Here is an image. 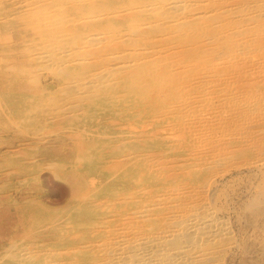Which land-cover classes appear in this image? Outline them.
I'll return each mask as SVG.
<instances>
[{"label":"rangeland","instance_id":"rangeland-1","mask_svg":"<svg viewBox=\"0 0 264 264\" xmlns=\"http://www.w3.org/2000/svg\"><path fill=\"white\" fill-rule=\"evenodd\" d=\"M217 1L220 2L219 0ZM227 1L229 2L227 3L228 5H230V3L234 4H231V11L229 10L224 13L225 17L223 20L220 18L217 19V17L213 18V16L210 15L204 19L206 24H210L212 28H217L219 33L212 35L207 33L206 29L204 33H201L197 38L199 46L194 47L195 44H193V48L190 47L192 49L188 50L189 47L187 48L185 44H189L187 42L189 40H184L185 43L183 45V43H180L179 40L176 39H173L174 41L170 39H168L169 41L163 40V46H161L162 44L158 45L162 48L157 46L156 52H159L155 53L154 56L157 58L160 56V58L157 59L158 63L161 59L167 58V61L171 59L172 63H170V65H173H169V69L166 66L167 61L165 59L160 61L161 63L159 65L165 64V67H158L161 72L167 70L164 72L165 75L162 73V79H164L163 77H174V73L177 74L178 81L176 84V76L173 79L170 78V82L173 80L172 83L175 85L172 83L169 84L168 81L170 79H164L167 82L165 81L166 87H164L163 96H168L170 93H172L171 96H173H168L169 99L171 98L169 101L166 98V100L164 99L160 102V98L158 100L155 96L152 98L153 100L147 98L150 99L149 101L156 100L154 104L151 103L152 101L148 104L147 100L143 102L142 105L145 109L142 108L143 106L138 107L139 109H136V113L134 112L135 116L138 117L133 116V121L129 123L120 121L119 118H113L111 121L108 119L107 121L106 118L109 116H105L106 118L101 119L100 117H98L99 119L95 117L93 122L95 127L90 128L91 131H82L86 128L85 125L74 127L77 129L75 132L67 130L68 128H56V126L52 124L57 122L60 119L59 117L45 118V116L38 113L35 115L34 127L31 125L32 128L28 127L29 129L27 128L24 130L25 132L27 131V134L25 132L18 133L21 129H19V127H13L9 130H0V153H5L7 150H10L12 153L13 151L19 153L20 150L21 152L24 150V155L19 156V159L5 158V161L11 162L14 160L15 163L11 162L14 165H5V167H2V170L0 168V182H2L0 183V185H2L0 187V194H2L0 195V264H4V262L6 264L7 261H5L4 258H7L8 253L10 255L16 253L25 260H40L39 264H59L60 261H65L66 259L71 262L72 259L69 258V255L72 254L71 257H73L74 253L70 247L73 248L75 246V248H78L83 244L77 240V234L83 232L84 238L94 241L92 244L95 247L98 246L97 242L101 243L103 241L104 238H100V232L102 229L106 231L111 228V226H106V221H111V218L112 220L115 219L113 215L118 217V212L115 214V212H112L110 209L117 206V202L120 200L119 197H116L117 201L116 199L106 201L104 198L106 197L104 196L105 194L98 196L101 198L99 199L102 200L101 202L98 199V201L103 204L102 207L106 204L107 206L102 209L101 205H98L102 213L96 214L95 219L93 216L91 222H88L91 216L89 215L87 224L80 226L81 229L77 227L79 231L77 228H74L71 218L66 219L65 216H60L58 213H61L63 210L67 211L71 202L75 201L72 196L76 195V199V197L86 196L87 193L90 195L89 189H97L101 185H109V182L107 183L106 180L103 181L96 176L86 177L83 181L79 182L80 179L76 177L77 174H70L69 171H64L57 166V163L63 161L59 160L61 158L56 160L52 157V154L40 153V151H42V146L43 149L44 146H51L54 150L60 151V154H63V152L68 153L72 151L73 147L79 148L84 145L86 140L90 139L98 141L99 146L98 149L91 150L96 154H100L101 150L106 151L107 155L105 159H113L114 157V159H116L122 152L131 149V142L132 145L136 143V146L142 145L143 149L140 150V153L142 151L143 156H145L143 159L150 157L149 155L152 154V159H145L146 163L149 162L147 164L144 163L146 166H151V168L145 165L143 168L141 167V170L144 171L143 173L141 171V173L145 174L146 177L140 179L136 187L145 188L146 186H151L155 191L157 190L153 198L155 197L156 201L159 200V203H161V207L159 205L161 211L160 215L163 212L164 214H162L165 216L171 207H177L179 209L176 212L172 211L171 216L173 212H175L171 217L172 220H174V216L176 220L181 217L178 215H187L186 219L189 221L190 231L188 230L189 233L187 232V234L182 237L188 240L186 241L188 242L187 248L190 250L189 252L193 254L191 255L193 257L194 255L195 257L198 256L197 258L203 261L201 264H264V0ZM248 2H250V4H248ZM239 5H241V7ZM230 16H233L235 19ZM116 38L117 36H114L113 39V37L109 35L104 41L100 43L97 41L98 43L94 46L99 48L107 41L112 40L111 42H114ZM161 39L162 37L160 36L153 37V40L161 41ZM177 41L182 46L178 45ZM216 42H219V44H217L220 46L216 47V45H214ZM191 45L189 44V46ZM180 46H185L186 48L181 50ZM212 47L215 50H212ZM180 50L182 53L183 51L188 53V55L185 53L182 54ZM191 51L193 52L191 53ZM195 53L197 55H195ZM189 54L193 58L198 57L199 60L197 61V59L189 57ZM181 55L188 56V60L191 59L186 61V58H184L186 56L181 57ZM17 57L18 54H16V52H11L9 57H4V59L7 60L3 62L8 63L11 58L15 60ZM177 58H179L178 60L181 62L185 60L187 64L185 62L179 63L180 61L178 62V60H176ZM234 61L235 63H233ZM189 64L192 66L195 65V67ZM187 65L191 66L189 68L192 70L187 69ZM185 66L187 68H185ZM183 67L185 68L184 72ZM168 69L173 74L170 73V75ZM89 73L90 71H85L84 76ZM38 74L41 84H44V82L55 84L56 79L49 69H43V71L40 69ZM46 80L48 82H46ZM168 84L169 86L173 85V87H169V89L171 88L170 90L173 89V92L167 89ZM3 88L13 96V92L17 91L16 86L11 82H5ZM165 89L170 92L165 91ZM70 92L74 93L76 91L70 89ZM61 94L62 93L59 91L55 93V97L58 98V104L57 101L51 102L46 104L44 108H53L54 106V109L57 110L70 106L67 108V110H69L73 105V103H70L72 100L68 96ZM69 94L70 93H68V95ZM164 101H168L169 103L167 102L165 104ZM2 102L4 103L6 100L2 98ZM163 102L165 105L163 104L162 106L161 103ZM61 104L65 106L62 105V107H60ZM57 106L59 107L55 108ZM153 106L155 108H153ZM158 106L162 109L158 110ZM142 109H144V111H142ZM139 110L142 111L141 117L139 113L137 114ZM154 110L156 112H154ZM151 112L154 114L152 113L153 115H151ZM60 116H66V114ZM112 129L116 131H112ZM122 129H124V131H121ZM93 132L95 133L93 134ZM119 132L123 133L120 134ZM138 132H142L141 135ZM81 133L83 134L81 135ZM111 133L114 134L112 135L114 138L110 137L111 139L107 141L108 144L107 142L106 144L105 142L103 144L99 143V141H106L108 135ZM129 134L140 136L142 141H140V137L136 139L135 136L130 139L131 137H128L130 136ZM86 135L89 136L86 137ZM142 135L143 137L146 135L148 137H144L143 139ZM156 135L159 138H156ZM126 137L128 139H126ZM149 137L150 139H146L148 142V145H146L148 149L140 142H143L145 138ZM121 140L124 142L122 143ZM157 141L159 143H156ZM115 142L116 144L120 143L117 144L120 146L127 142L130 144L127 143L128 145L126 144V147L119 146V150L118 146L114 144ZM150 142L155 143L150 144ZM166 142L169 146L165 145ZM71 144L73 145L71 146ZM112 145L113 147L115 146L114 149H112L113 147L110 148ZM28 146H31V148ZM164 149L170 150L164 151ZM17 150L19 152H17ZM31 150L33 151L31 152ZM146 151L149 153L147 154ZM145 153L146 155H144ZM73 154L74 153L70 155L72 157H69L68 161L71 159L74 160L75 156L73 157ZM152 160L154 163H151ZM155 163L156 165H154ZM18 164H20V166ZM160 164L161 170L164 173H162V175L161 173L157 175V173L155 174L156 169L157 172H161L159 169ZM12 165L15 169L20 170L21 174L4 175V173H6L5 169H7V171L12 169ZM142 165L141 162L140 166ZM168 167L170 171L168 170L167 172L166 170ZM147 168L152 170H149L147 173ZM171 170H173V176L175 177L172 176V173L169 175L170 172H172ZM69 174L74 178L72 177V179H70L71 176L68 178ZM166 175L168 176L167 178L165 177ZM148 176H156V178L154 177L153 179ZM163 177L165 179L161 181ZM168 182L170 185H168ZM77 184L78 189L76 188ZM168 186L176 188L177 197L173 195V199L170 198L169 200L161 196L162 191L160 188L162 187L163 189V187L167 188ZM130 187L131 185L129 188ZM72 189H77V194L75 193L76 190L73 192L71 191ZM132 193H129V195L125 197L126 200L129 199V203L132 202V198H134V201L136 198L139 203H141V200L142 202H146L152 198V196H150L151 198L148 197L149 199L147 198L146 200V191L144 193L145 197L141 194L136 195L134 193L135 195H133ZM157 194L161 197L159 198ZM24 198H26V200ZM23 199L25 201H31L34 204H29L28 210L31 208V211L24 210V220L20 218L24 223L18 221L19 218L17 219L15 208V206L19 204L23 205L25 202ZM134 201L133 203H135ZM34 202L39 204H35ZM112 202L113 206H110ZM127 204L128 202L126 201L125 206ZM168 206L170 207L168 208ZM62 207L65 208L63 209ZM166 207L169 209L168 211ZM59 208H62V210ZM177 208H174V210ZM25 209H27V207ZM33 209L35 210L34 212H32ZM49 211V217H47ZM25 213L26 215H24ZM33 213L37 216L35 217ZM120 215L122 218L124 216L126 217L125 213H121ZM193 216H197V220L200 218L203 221L199 224L197 229L195 225L193 226ZM32 217L35 218V220H33ZM209 217L211 219L213 218L214 225L209 224ZM42 218H46V220H42ZM47 218L49 219L47 220ZM191 218L193 221L190 220ZM29 220H32V225L28 226L26 224H28V222L30 223ZM197 220H195V222ZM93 221H95V223ZM99 221H101V223H99ZM116 221L118 220L116 219L115 222ZM96 222L100 226L102 225L100 227L101 229L98 228L99 225H94ZM89 223H91V225H89ZM91 227H96L98 230L96 229V232L91 231V234ZM92 230H94V228ZM87 231L90 232L91 237ZM65 238H69V241H63ZM57 239H61V241L57 243ZM77 243L79 245L78 247H76ZM65 247L67 250L69 248L70 252L72 251L71 254L66 249H63ZM50 260L52 261L50 262Z\"/></svg>","mask_w":264,"mask_h":264},{"label":"bare ground","instance_id":"bare-ground-1","mask_svg":"<svg viewBox=\"0 0 264 264\" xmlns=\"http://www.w3.org/2000/svg\"><path fill=\"white\" fill-rule=\"evenodd\" d=\"M219 1L220 2H218L217 0H0V51H1L0 52V130H9L12 129L13 127L14 128L19 127V129L20 128L21 129L20 131L18 130L19 131L18 133L25 132L24 130H26L28 127L30 128H32V126L34 127L35 115L38 113L45 116V118L59 117L60 119L52 124L56 126V128H68L67 130H70L71 132L72 131L75 132L77 129H75L74 127H81L85 125L86 128H84L82 131H91L90 128L95 127V125H93L95 117H97V119H99L98 117H100L101 119L109 116L108 118H106L107 121L108 119L109 121H111L113 118H119L120 121L129 123L133 121V116L138 117L135 116L136 109H139L138 107H142L143 102H145L146 100L148 101L149 104L153 100L152 98H154L155 96L156 98H158V100L160 98V102L161 100L164 99L166 100V98L169 101L171 98L169 99L168 96H171L172 93H170L168 96L166 95L167 96L166 97L163 96V90L164 87H166L165 86L167 82L166 80H169L170 78L173 79L175 76H176L175 77L176 78L175 84H176V82L178 81L177 74L174 73L175 74L174 77H170V76L163 77L164 79L168 78L166 80L162 79L161 76L162 73H164L167 70L164 69L165 71L161 72L160 68H158V67H165V64L159 65L161 63L160 61L164 60L165 58L161 57L164 59H161L158 63L157 59L160 58V56H158V58L154 56L155 53L159 52V51L156 52L157 46L159 44H162L161 46H163L164 43H162V41L163 40L166 41L168 39L179 40V42L183 43V45L185 43L184 40L186 41L189 40L187 42L190 45L191 44L192 45L191 46H189V44H185V45H187L186 47L187 48L189 47L188 50H190L193 48L192 47L193 44H195L194 47L199 46L197 43L198 42L197 38L201 35V33H204L206 29H207L206 32L212 35L219 33L217 28H212L210 24H206V22L204 21V19L208 15L213 16V18L217 17V19L220 18L221 20H223L225 17L224 13L228 12L232 8L231 4H234V3H230V5H228L227 3L229 2L227 0H223V1L219 0ZM248 4H250V2H248ZM239 6L241 7V5ZM109 35L113 37V39L114 36H117L116 40L114 42H111L112 40L107 41L104 45H102L99 48L94 46L98 43L97 41H99L100 43L101 41L107 39ZM154 36L162 37L161 41L153 40ZM179 42L177 41L178 45H181L179 44ZM217 43L219 44V42H216L214 43V45H216V47L220 46ZM181 46H180L181 50L183 48H186L185 46L184 47ZM212 50L215 49L213 48ZM11 52L12 53L16 52V54H18V57L15 60L11 58L10 62L4 63L7 60L4 59V57L5 56L9 57ZM192 52L193 51H191V53ZM184 53L185 52L183 51L182 54ZM185 54L188 55V53ZM195 55L197 54L195 53ZM184 56L186 55L183 56L181 55V57ZM189 57H191L190 54ZM189 57L186 56L184 58H186L185 59L186 61H189L191 58H193L191 57L188 60ZM178 59L179 58H177L176 60ZM193 59H197V61L199 60L198 57ZM165 60L167 61L168 59L166 58ZM185 60L182 62L186 63ZM179 61L180 60H178V62ZM182 62L180 61L179 63ZM170 63H172L171 59L170 61L166 62L167 64L166 66L168 68L170 66H173L170 65ZM233 63H235V61ZM189 65H187L188 68L186 66L185 68L192 70L191 68H189L192 65L191 66ZM192 67H195V65H193ZM185 68L183 67V72ZM40 69L42 71L43 69H49L51 73H53V77L56 79L55 84L45 83L44 80H43L44 84H41L40 83L41 80L39 79L40 77L38 74V71ZM85 71H90V73L84 76ZM168 73L170 74L172 72L169 70ZM163 75H165V73ZM171 79L168 81L169 84L173 82V80L172 82H170ZM5 82H11L14 86H16L17 91L13 92L14 96L3 88ZM46 82L48 81L46 80ZM169 84L167 85L168 86L167 89H169L170 86L173 87V85L169 86ZM70 89L76 92L72 93L70 92ZM58 91L62 93L61 95H66L69 98H71L72 102L70 103H73L72 107L69 110H67V108H69L70 106H68L67 108H61L57 110L54 109V106L53 108L48 107L45 109L44 106L46 104L57 101L58 98L55 97V93H57ZM165 91L167 90L165 89ZM68 93L70 94L68 95ZM2 98L5 99L6 102L3 103ZM147 98H150L152 100L149 101L150 99ZM155 100L152 101L151 103L154 104ZM164 102L161 103L162 106ZM167 102H165V104ZM62 105L63 104H61L60 107H62ZM160 106L157 107L158 110L160 109L159 108ZM58 107L59 106L55 108ZM142 108L145 109L144 106ZM153 108L155 107L153 106ZM144 109H142V111H144ZM155 110L154 112H156ZM142 111L140 110L137 111V114L139 113L140 117L142 116L141 114ZM152 113L153 112H151V115L154 114ZM62 114H66V116L61 117L60 115ZM112 131H116V130L112 129ZM121 131H124V129H122ZM94 133L95 132H93V134ZM119 133L121 134L123 132H119ZM141 133L139 134L141 135ZM82 134L83 133H81V135ZM134 134L132 135L129 134L130 136L128 137H131L130 139H132V137L135 136ZM112 135L114 134L111 133L110 135H108L106 141L104 140L99 141V143L103 144L105 142L106 144V142L111 139L110 137H112ZM87 136L89 135H86V137ZM137 137L140 136L136 135L135 138L138 139ZM144 137H148V136L146 135ZM156 138L159 137L157 136ZM126 139L128 138L126 137ZM139 139L140 141H142L141 137ZM146 139H150V137L145 138V140H143V142L140 143H142L145 146L148 145ZM151 139L153 140L152 137ZM121 142L123 143L124 141L121 140ZM159 142L157 141L156 143ZM167 142L165 145L168 144ZM127 143H124L123 144L124 146L117 145L120 143L116 144V142L114 144H116V146H118L119 149V146L126 147L128 144H130ZM151 143L152 142H150V144ZM72 145L73 144H71V146ZM136 145L137 143L135 145L134 144L132 145L131 142V147L130 146L129 147L131 149L133 148L136 149L133 150L129 149L126 152H122V154L118 156L116 159H114L115 157L113 159L111 158L105 159V156L107 155L106 151L101 150L100 154L94 153L92 150L98 149L99 146H98V141L93 139L86 140V142H84V145L79 148L73 147L72 148L73 152L72 151H69L68 153L63 152V154H60V151L54 150L51 146H47V147L44 146V149L42 146V151H40V153L43 152L44 154L45 153L50 155L52 154L53 155L52 157L56 160H58V158H61L59 160H63V161L57 163V166L64 171L66 170L67 172L69 171L70 174L71 173L77 174L76 177L80 179L79 182L83 181L84 178L86 177H93V176L94 177L96 176L97 178L102 179L103 181L106 180L107 183L109 182L108 183L109 185H101L97 189H89L90 195L87 193L88 196L87 195L85 196L84 194L80 193L81 195L84 196L76 197L75 199L76 195L75 196L71 195L75 201L71 202L67 211L63 210L61 213H58V215L65 216L66 219L71 218L74 228L84 226V224H87V218L89 217V215L91 216L89 217L88 222H91L93 220V216L95 219L96 214L102 213L101 208L98 205H101L102 207L103 204L101 203L102 202V200H100L101 198L98 196L105 194L104 196L106 197L104 198L106 199V201L115 200L116 197H119L120 199V200L118 199L119 202H117V206L115 208L112 207L110 209L112 212H115V214L118 212L117 214L118 217H116V215H113L115 217V219H113L114 221L112 220V218L111 221H106V226L109 227L111 226V228H109L106 231L102 229V231L100 232L101 237L100 236L99 237L101 239L104 238L103 241L100 240L102 241L101 243L97 242L98 246L95 247L92 244L94 243V241L85 239L83 232L81 234H77L78 235L77 240H79L80 243L83 244L80 245L81 246L80 247L77 243L76 247L79 246L78 248H75V246L73 248L70 247L74 253L73 257H71L72 251L70 252L68 247H67L68 250L66 249V247L63 248L70 252L71 255H69L70 256L69 258H71L72 261L69 262L66 259L65 261L64 260L60 261L59 264H201L203 263V261L200 258H197L198 256L196 257L195 255L194 257L192 256L193 254L190 253L189 252L190 250H188L187 248L188 242L186 241L188 240L183 239L184 237H182L183 235L187 234L189 230V221L188 219H186L187 215L186 214L178 215L181 217L177 218L176 220L174 216V220H172L171 217L179 209L177 207H174L177 208L174 210V208L172 207L169 208L170 206H168L170 210L167 209L166 207L167 211L169 210L166 213L168 216L166 214L164 216L163 212H162L163 214L161 213L160 215L161 203H159L158 199H157L158 201H156L155 197L153 198V196L156 195L157 190L155 191L154 188H151V186L149 187L146 186L145 188L136 187L137 183L140 182V179H144V177H146L145 174H142L144 171L141 170V167L143 168L144 165L149 162L148 161L146 163L145 159L148 158L150 159L152 155L151 154L149 155L150 157L143 159V157L145 156H143L142 151L140 153V150L143 149V147L142 145L141 146L140 145L136 146ZM28 147L31 148V146ZM111 147H113V145L110 146V148ZM114 147L112 149H114ZM170 149H164V151ZM32 151L33 150H31V152ZM17 152L19 151L17 150ZM23 152L24 150H22V152L20 150L19 153H16L14 151L12 153L10 150H7L5 151V153L4 152L0 153L1 170L3 169L2 167H5V165H11L15 163L14 160L11 161L13 163H11L10 161H5V158L9 157V158L19 159V156L24 155ZM72 153H74L73 157L75 156L74 160L69 159L70 161H68V158L72 157L70 156ZM148 153L149 152H147V154ZM144 155H146V153ZM153 160L151 163H154ZM141 162L143 164L142 166H140ZM13 165H12V169H9L8 171L7 169H5L6 173H4V175L8 176L11 174H21L20 170L15 169ZM18 165L20 166V164ZM154 165H156V163ZM146 167L151 168V166L149 165H147ZM137 169L140 173L142 171V173L140 174L137 171ZM159 169L160 170L162 169L161 164ZM149 170L152 169H148L147 173ZM168 170L169 167L166 171L168 172ZM171 171L172 172H170L169 175H171L172 173L173 176V170ZM156 173L157 175L159 173H161L162 175V173L164 172L162 170L161 172L159 171L157 172L156 169L155 174ZM70 174L68 178L71 176ZM174 174L177 175L176 173ZM167 175L165 176L166 178L168 177ZM156 176L154 177L156 178ZM72 177L73 176H71L70 179H72ZM148 177L150 178L152 177L154 179L153 176H148ZM164 179L165 178L163 177L161 181H163ZM130 185L131 187L129 188ZM168 185H170L169 182ZM1 186L2 185H0V187ZM76 188L78 189V184L76 185ZM143 188L144 189L148 188V189L144 190ZM77 189H72L71 191L74 192V190H76L75 193L77 194L78 191ZM160 189L162 191L161 196H163L164 198H168L170 200V198L173 199V195L174 197H177L176 195L177 192L175 190L176 188H174L173 186L172 187L168 186L167 188L163 187V189L161 187ZM129 190H133V191H129ZM127 191L129 193L133 192L132 193L133 195L141 194L142 196H144V193L146 191L148 193V194L146 193L145 195L146 197L144 196L146 200L148 197L151 198L150 196H152L153 199L148 198L149 200H147L146 202H142L141 200V203H139L138 200H136V198L135 201L134 198H132L133 199L131 200L132 202L129 203L128 201L129 199L128 200L125 199V197L129 195ZM161 196L159 195V198ZM24 199L26 200V198ZM98 199L101 202H99ZM126 201L128 202V204L125 206ZM133 201L135 203H133ZM34 203L36 204L37 202ZM29 204L34 205L33 202L31 201H25L23 205L19 204L20 206L19 205L15 206L17 219L19 218L18 221H22V219L25 217L23 216L24 210L31 211V208H29L30 210H28ZM111 205L113 206V202L110 204V206ZM106 206L107 204L104 205V207ZM26 207L27 209H25ZM104 207H102V209ZM62 208L59 209L62 210ZM34 211L35 210L33 209L32 212ZM172 211L175 212H173L171 216ZM26 213L24 215H26ZM49 213L50 211L48 212L47 217H49ZM121 213L126 214V217L125 216L123 217L124 219L120 215ZM43 219L46 220V218H42V220ZM48 219L49 218H47V220ZM116 219L118 221L115 222ZM198 219L199 220H197V216L195 217L193 216L194 221L192 220V218L190 219L191 221L194 222L193 226L195 225L196 229L198 228L199 224L203 222L202 219L200 218ZM33 220H35V218H33ZM195 220L197 221L195 222ZM31 222L32 220L30 221V223ZM93 222L95 223V221ZM208 222L210 225L212 224L214 225L213 218L211 219L209 217ZM30 223L28 222V224L26 225L28 226L32 225V223L31 224ZM99 223H101V221H99ZM89 225H91V223H89ZM94 225H99V224L96 222V224ZM101 226L99 225L98 228H100ZM93 228L94 230H92ZM96 229H97L96 227H91L90 232L91 231L93 232ZM90 232H88L89 236H90ZM56 241L57 243H59L61 239L59 240L57 239ZM63 241H69V238H65ZM99 246L101 247V249ZM4 259L5 261H7L6 264H39L40 262V260L35 261L34 259L25 260L23 259V257H19L16 253L14 255H10L8 253L7 258ZM52 260H50V262Z\"/></svg>","mask_w":264,"mask_h":264}]
</instances>
